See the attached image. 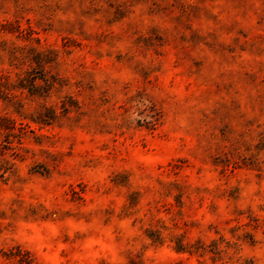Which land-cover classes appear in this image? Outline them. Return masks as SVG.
Returning a JSON list of instances; mask_svg holds the SVG:
<instances>
[{
  "label": "rangeland",
  "instance_id": "obj_1",
  "mask_svg": "<svg viewBox=\"0 0 264 264\" xmlns=\"http://www.w3.org/2000/svg\"><path fill=\"white\" fill-rule=\"evenodd\" d=\"M0 264H264V0H0Z\"/></svg>",
  "mask_w": 264,
  "mask_h": 264
}]
</instances>
